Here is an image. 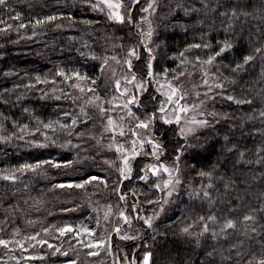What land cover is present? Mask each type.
I'll return each instance as SVG.
<instances>
[{"label":"trees","instance_id":"16d2710c","mask_svg":"<svg viewBox=\"0 0 264 264\" xmlns=\"http://www.w3.org/2000/svg\"><path fill=\"white\" fill-rule=\"evenodd\" d=\"M149 2L150 0H140L138 8L147 6ZM178 3L183 4L184 8L200 9L202 0H158L159 6L151 15L155 34L154 43L150 45L157 57L153 62L156 70L176 68L179 65L180 69L186 70L180 81L191 78L199 86L202 84V74L200 68L194 69L192 66L195 62L194 55L203 56L210 50H189L185 55L190 62L185 64L180 63L178 54L189 43L201 42L202 36L204 42L210 41L214 48L218 47L217 41L225 38L234 40V48L226 60L215 65L211 71L216 73L219 68L223 75L235 78V83L225 82L228 92L247 95L253 99V106H237L219 95L215 100L206 101L207 111L221 114L216 118L220 121L218 125L195 134L202 142L205 137H209L208 143L216 146L215 151L206 153L207 159H202L197 165L198 169L207 171H213L215 165L211 179L213 187L209 189L213 204L201 197L189 195L199 190L201 184L207 186L209 180L197 175L190 167V162L185 161L180 165L182 184L179 195H174L161 212L158 203H147V200L158 201L164 193L151 187L154 183L151 177L147 182L137 179L142 166L147 162H154L153 158L142 155L134 161L132 178L124 181L123 189L129 193V205L138 202L136 210L140 217L143 214L153 215L154 212L159 215L154 221V229H147L145 237L131 242H123L112 232L117 205L121 204L117 193L112 191L119 176L115 165L120 162L115 154L101 151L97 143L111 111L102 115L96 104H84L79 90L70 86L73 81H66L56 73L59 70L68 75L73 70L87 73L98 80L97 91L105 100L119 95L115 92V80L108 75L107 68L101 73L97 67L101 59L94 60L89 53L94 52L101 58L104 55H117L121 63L109 61L110 66L116 68L114 76L125 74L123 57L129 46L139 43L141 29L130 23L118 24L109 20L106 12L93 10L84 0H9V8H0V20L4 21L0 23V29L6 24L13 25L6 32L0 31V137L6 138L0 139V239L20 240L27 248L25 251L15 244H10L7 248L0 246V264H25L28 255L37 257L36 261L40 264H68L69 260H77V264H91L96 259L86 255L88 249L82 248L74 239L69 241L68 236L61 237L55 231L56 227L64 224L95 229L98 237L104 234L107 225V231L113 233V243L117 246L114 248L112 264L116 260V253H127L140 259L146 249L154 252L155 264H207L206 252L213 248L216 249L215 264H233V261L235 264H246L247 256H236V249L231 248L238 241H243L240 246L243 253H247L249 249L259 251L260 241L264 240V213L256 214L257 231L254 233L241 221L245 212L264 207V163L257 162L260 156H264V152L259 151L264 147V117L259 115V111L264 108V96L257 95L260 88L264 87V81H261L259 59L252 62V66H246L244 71L233 72L232 68L235 63L242 62L243 55L252 50L250 40L252 46H258L257 37L264 33V0H231V3L244 5V10L249 15L240 16L234 29L228 32H225L226 17L218 16L210 10L190 11L185 15L183 9L176 7ZM209 3L215 6L216 0H209ZM52 14L58 16L54 22L35 28L29 23ZM142 14L137 10L133 16L139 22ZM16 15L27 25L25 28L16 27L21 20L10 18ZM56 24L63 26L57 28ZM141 27L146 30L148 25L141 23ZM121 43H124V48L119 47ZM157 44L159 47H156ZM140 51V60L134 61V64H139L137 75H143L146 71L144 62L147 53L143 49ZM37 76L48 82L38 83ZM212 78L215 79L214 76ZM161 81L164 80L161 78ZM155 86L153 84L149 90ZM215 91L218 92L219 89ZM65 93L68 95L65 96ZM57 96L61 99H56ZM191 98L192 101L196 99L193 94ZM81 106L91 117L87 125L80 124L76 129L85 131L83 138H77L75 133L68 135L59 124H54L55 132H52L44 129L39 122L70 123L72 117L80 113ZM104 107L112 109L114 105L104 103ZM66 112L71 116H65ZM225 113L228 114V119L224 118ZM125 122L128 128L132 126L127 120ZM24 124L28 128L21 131ZM44 132H48L47 142ZM225 135L237 146L232 151L220 149L221 144L227 143ZM21 136L22 139L19 138ZM52 140L56 142L53 144ZM69 140L71 144L67 143ZM178 140V136L169 133L165 140L167 154L162 155L161 161L164 158L168 163L172 162ZM240 152L244 153L243 158L239 155ZM37 160H71L73 163L60 168L41 165L42 171L37 173L30 170L23 174L15 172L19 165ZM106 160H113L115 164H108ZM8 174H15L19 178L15 181L4 179ZM89 175H97L107 179L109 183L104 186L100 181H92L87 186V192L82 189L54 187L69 180L78 182ZM133 192L137 194L136 197L131 195ZM109 205L112 207L109 221L100 223L97 228L94 225L93 210L107 209ZM233 205L238 206L237 210L229 212L228 209ZM131 210L127 209L128 212ZM209 213L218 217L217 223L210 225L217 231L229 216L237 219L236 229L229 230V235H221L218 240L202 237L197 241L195 234L200 230L197 217ZM136 224L143 230L138 219ZM193 224L194 227L190 229L193 235H185L181 231L183 227ZM44 228L49 231L45 233ZM36 233H39L37 239H46L68 255L57 253L53 256V249L47 244H37L28 239ZM230 251L232 260L223 259ZM44 254H48L46 259L39 258Z\"/></svg>","mask_w":264,"mask_h":264},{"label":"snow or ice","instance_id":"6c2138e0","mask_svg":"<svg viewBox=\"0 0 264 264\" xmlns=\"http://www.w3.org/2000/svg\"><path fill=\"white\" fill-rule=\"evenodd\" d=\"M84 3H87L93 10L99 12H106L109 20L114 21L118 24L130 23L133 24L136 28L141 29L139 33V43L133 44L127 48L126 54L123 57V64L126 66L127 74L116 79L114 81V89L119 95H113L111 99L105 100L99 92L98 80L89 76L87 73H82L80 71L73 70L71 75H68L63 70H59L56 75L61 76L66 81H73L70 85L71 87L78 89L81 96L83 97V103H93L96 104L100 113L102 115L107 114L109 111L119 108L123 111L124 115L120 116L119 120L121 122L127 120L132 126L128 129L130 133V148H125L123 143H120L115 139V137H110L111 143L107 144L106 147L109 150L114 148L116 153V159L120 161L117 167L119 173L118 178L115 181V187L112 191L116 192L118 195V201L121 204L117 205L118 211L115 213L120 219L112 224V232L119 237L120 240L135 241L138 239L135 235H129L126 232H122L120 226V220L125 224H131L133 217L128 213L127 209L130 207L133 212L138 208V202H132L129 205L128 196L129 193L124 191V181L131 180L133 173L132 161L136 157L141 155L142 150L147 146L151 145L150 151L145 153L147 156L153 157L154 162H150L144 165L139 170L137 179L143 180L145 182L149 179V173L152 176L157 177V180L151 185L152 188L158 189L164 193L163 197H160L158 201L147 200V203H158L160 211H164V205L170 203L171 198L174 195H179V189L182 184L181 180V163L188 161L190 162V167L197 175L201 177H206L209 180L207 186L201 184L199 190L190 193V196L201 197L206 199L209 204H213L211 199V192L209 189L213 187L211 182L213 171L215 170V165H213V171H207L203 168H197L202 161V159H207L205 156L206 153L210 151H215V144L208 143L209 137H205L202 142L198 136L195 135L198 128H214L215 125H218L220 121L217 116L221 115L216 111H207L206 101L215 100L216 96L224 97L227 101L233 102L237 106L248 105L253 106V99L249 98L247 95L240 94L234 95L229 93L225 82L235 83V78L223 75L220 73L219 68H217L216 73H213L211 69L222 62H224L228 54L233 50L235 41L230 39H223L217 41L218 47L214 48L211 42H204V37H201V42L199 43H189L183 52L178 54L181 64L189 63L188 57L185 55L191 49H209L210 51L206 52L203 56L196 54L194 55V63L192 64L193 68H200L202 79L201 83L205 86L206 91L201 94L199 91L195 93L196 99L189 102V91L186 90L183 86V82L180 81V77L185 76L186 70L180 69L179 65L176 68L164 67L160 71H157L154 67V61H156V53L153 47H150L153 41L155 34V29L152 27L151 20L148 19V16L153 15L156 12L157 7L159 6L158 0H150L147 7H139L140 0H84ZM9 0H0V8H9ZM177 8L183 9L185 15H188L190 11H205L210 10L218 16L227 18V27L225 32L232 31L234 29L235 22L239 19L240 16H247L249 13L244 10L245 6L239 3H231V0H216L215 6H212L209 3V0H202L200 9H189L184 8L183 4H177ZM141 13H147L148 16H141L140 21H136L133 13L136 11ZM11 19L21 20L19 15L10 16ZM58 19V16L55 14L44 16L43 18H36L33 21H29L35 28L36 26H41L46 23L54 22ZM148 22V30L144 31L141 27V22ZM0 23H4L3 20H0ZM85 23H92V21H85ZM223 23V21H222ZM27 25L21 20L18 28H25ZM62 24H56L55 27L60 28ZM13 28V25L6 24L3 29L0 31H8ZM35 34V33H33ZM123 40V38H120ZM259 41L258 46H252V41H249V46L252 50L243 55L242 62L235 63V66L232 68L233 72H241L246 69V66H252V62L257 59L261 62V81H264V33L257 37ZM163 42V41H161ZM87 47V45H85ZM119 47L124 48V43H121ZM159 47V44L156 45ZM141 49L145 50L147 53L145 59V68L143 75H137V69L139 64H134V60L139 61L141 57ZM89 55L92 59H101V63L97 65L101 73H103L106 68L110 67L109 61H115L117 64L121 63V59L117 55L107 56L104 55L102 58L97 57L94 52H90ZM207 65V67H205ZM179 69V70H178ZM171 73V75H170ZM219 73V75H217ZM113 74L115 71L113 70ZM191 75V73H188ZM215 77L210 83L209 78ZM222 77V79H221ZM161 78L165 83H161ZM38 83H47V79L41 80L39 76L36 77ZM84 82L83 84L81 82ZM123 81V84H122ZM175 82V83H174ZM55 83V81H53ZM259 83V81H258ZM155 84L156 87L149 90L151 86ZM30 87V85H26ZM219 89V91H215ZM55 91V89H53ZM235 91V90H233ZM63 92V89H61ZM88 93L92 95L89 96ZM67 96L68 94H64ZM257 95L264 96V87L260 88V91ZM56 99H61L60 96L55 97ZM102 103H97L101 102ZM75 102V100H74ZM104 103L114 105V108L109 109L104 107ZM27 111V110H26ZM192 112L196 115H200L204 118L196 119V115L189 118L188 113ZM65 116H71L70 113H64ZM225 119H228L229 116L227 113L223 114ZM259 115L264 117V108L259 111ZM38 119V118H37ZM91 119L88 112L83 106L80 107V113L76 116H73L70 123H63L60 121H49L43 122L39 121L44 129L51 130L55 132L54 124H59L60 128L65 129L68 135H73L77 138H83L85 131H76L77 127L80 124L87 125L88 120ZM107 123L105 124L104 130L116 132L119 131L120 136H125V129L122 123H118L111 116H107ZM2 127V125H0ZM28 128L27 124L21 126V131ZM40 129H36L39 131ZM143 130V131H141ZM169 133H172L174 136H178L180 140L176 141V147L173 152V160L171 163H166L161 161V156L167 154V145L165 140L168 137ZM45 137V142L48 140V132L43 133ZM19 138H23L22 136ZM95 138V137H93ZM0 139H6L5 137H0ZM226 144H221V151L227 150L232 151L237 146L227 135L224 136ZM34 143H40L39 141H33ZM55 140H52L51 143H55ZM68 144H71V140L67 141ZM99 144L100 141L98 140ZM231 145V147H228ZM63 146V145H62ZM259 151L264 152V147H261ZM239 155L241 158L244 157V153L240 152ZM108 164H115L113 160H106ZM258 163H264V156H260L257 160ZM73 161L71 160H37L34 163H24L19 165L15 172L23 174L25 171L30 170L33 173L42 171L41 165H52L56 168L61 166L68 167ZM166 174L167 178H164ZM19 177L15 174H8L4 176V179L15 181ZM92 181H100L101 184L107 186L109 181L107 179L101 178L97 175H89L86 178L81 179L80 181H66L59 185H54V187L67 188V189H82L87 192V186L91 184ZM202 194V195H201ZM132 196L136 197L137 194L133 192ZM138 201V197H137ZM236 205H233L228 209L229 212L237 210ZM257 213H264V207L259 209H250L248 212H245L242 215V221L245 227H250L251 232H256L257 228L255 224L257 223ZM112 215V207L107 206V210L104 212L102 219L109 221V217ZM159 213L153 214L150 217H140L137 215L136 219H142L144 225L148 229H154V221L158 217ZM197 220L200 222V230L196 232L197 241L200 238L206 237L213 240H218L221 235L227 236L230 234L229 230H235L237 227V219L231 216L227 217L220 227L219 231L216 228L211 227L210 225L216 224L218 217L209 213L208 215L200 214L197 217ZM250 222V224H249ZM97 228L100 227V218L96 220ZM107 225H105V232L101 236H97L95 229L86 227V226H73L72 224H64L61 227H56L55 231L60 234L61 237L68 236L69 241L75 240L82 248L88 249L86 255L89 257L99 256L101 251H104L110 255L114 254V248L117 247L114 245V237L111 232L107 231ZM193 225L185 226L181 231L185 235H193L190 230ZM43 231L47 233L48 228H44ZM247 234V233H245ZM39 233H36L32 237L28 238L30 240L36 241L37 244H47L49 248L53 249L52 254L67 256L66 251H61L60 247H56L46 239H37ZM83 237H87L84 239ZM254 239V237H249ZM154 239V237H153ZM10 244H15L21 249L27 251L25 243L20 240H5L0 239V246L9 247ZM243 244V241H238L236 244L231 245L232 249H236V256H247L246 264H264V240L260 241V249L258 252L252 251L249 249L247 253L241 251L240 246ZM216 249L213 248L212 251H207V264H215L214 254ZM139 255V253H138ZM154 252L151 250H144L140 259H137L136 256H130L125 253L124 255L118 257L119 264H155L153 259ZM35 259L37 257H28ZM42 258V257H39ZM223 259L232 260L231 251L227 257H222ZM78 259V257H77ZM68 264H77V260H69ZM113 264H117V260L114 259ZM200 264V262H197ZM233 264L235 262L233 261Z\"/></svg>","mask_w":264,"mask_h":264},{"label":"rangeland","instance_id":"374dc122","mask_svg":"<svg viewBox=\"0 0 264 264\" xmlns=\"http://www.w3.org/2000/svg\"><path fill=\"white\" fill-rule=\"evenodd\" d=\"M145 7H147V6H145ZM142 15H143V16H148L147 13H143ZM148 19L151 20V16H148ZM141 23H142V24H146V25H148V22H147V21H143V22H141ZM148 27H149V25H148ZM148 27H147L146 30L143 28V30H144V31H147V30H148ZM152 27H153V26H152ZM134 61H135V60H134ZM134 61H133V62H134ZM125 68H126V66H125ZM113 70H114L115 73H116V68L112 67V65H111L110 67L107 68V73H108V75H111V76L114 78V80H116V79H120L121 76L127 74V70H126V71H125V74L117 75V76L115 77V76H114L115 74H113ZM212 79H213V78H212ZM212 79H211V77L209 78L210 83H211ZM161 83H165V82H164V81H163V82L161 81ZM122 84H123V81H122ZM183 86H184V88H185L186 90L189 91V98H188L189 102L192 101V98H191V95H192V94L195 96V93H196L197 91H199L201 94H203V92L206 91L205 86H203L202 84L199 85V86H196V85L194 84V80L191 79V78L186 79V80L183 82ZM155 87H156V86H155ZM208 104H209V103H208ZM206 106H207V102H206ZM122 112H123V111H121L119 108H115V110L111 111V113H110L109 116H111V117H112L114 120H116L118 123H122V124H123V127H124V129H125V133H126V135H125V136H120L118 130H117L116 132H111V131H105L104 128H103V131H102V133L100 134V135H101L100 140H99L100 143L98 144V145H99V149H100L101 151H103V152H105V151H106V152H110V153H113V154L116 155V153H115V151H114V148H113L112 150H109V149L106 147L107 144L111 143V140L109 139L110 137H115V139H116L117 141H119L120 143H123V144H124L125 148H130V147H131L130 143H128V141L130 140V133H128V129H129V128H128V126L126 125V122H125V121L121 122V121L119 120L120 116H122V115H121ZM193 115H196V114H195V113H192V112H189V113H188L189 118H191V116H193ZM202 118H204V117H202V116H200V115H196V119H202ZM106 123H107V120H106L105 124H106ZM105 124H104V127H105ZM205 129H207V128H203V127H202V128H198L195 134H197V133H199V132H201V131H203V130H205ZM141 131H143V130H141ZM150 149H151V145H147V146L142 150L140 156H142V155H146L145 153H147ZM140 156H138V157H140ZM138 157H136L135 159H133V161H132V166H133V167H134V161H136V159H137ZM148 157H151V156H148ZM152 158H153V157H152ZM161 158H162V156H161ZM162 161L168 163L167 160L164 159V158L162 159ZM119 162H120V161H119ZM147 163H150V162H147ZM147 163H146V164H147ZM144 165H145V164H144ZM144 165H143L142 167H144ZM132 175H133V173H132ZM150 177L152 178L153 181H156V180H157V177L152 176L151 173H149V178H150ZM164 178H167V177H166V174H165ZM148 180H149V179H148ZM162 194H163V192H162ZM129 208H130V207H129ZM106 210H107V209H101V210H100V209H94V210H93V215H94V217H95V220H94L95 224H94V225H96V220H97V218H100V223H102V222L105 221V220L102 219V217H103V214H104V212H105ZM128 213L133 217V219L131 220V224H130V226H129V224H125V223H123L122 220H120V226H121V228H122V232H126V233H128L129 235H135V236H137V237H138L137 240H139V239L145 237V236H146V230H147L148 228H147L146 225H144L142 219H138V221H139V223H141V224L143 225V228H142L143 230H141V229L138 227V225L136 224V220H137V219H136L135 217L138 215L137 210H136L135 212H133V211L131 210V212H128ZM150 216H153V215L144 216V214H143L141 217H150ZM119 219H120L119 217H117V216L115 217L116 222H117ZM116 222H115V223H116ZM115 223H114V224H115ZM113 233H114V232H113ZM113 233H112V234H113ZM83 238H84V239H87V237H83ZM122 241H123V242H131V241H128V240H122ZM135 241H136V240H135ZM47 255H48V254H44V255L42 256V258H45V259H46V258H47ZM53 256H55V255H53ZM120 256H122L120 253H116V254H115V258H116V260H117V264H119L118 257H120ZM28 257H35V256H33V255H28L25 264H36V263H37V264H40V263H38V262L36 261V258H35V259H31V258H28ZM94 258H95L96 260H92V262H90L91 264H112V261H113V254L110 255V254H108V253H106V252H104V251H101V252H100V255H99V256H94ZM110 259H112V260L110 261ZM52 264H59V263H58V262H53Z\"/></svg>","mask_w":264,"mask_h":264}]
</instances>
